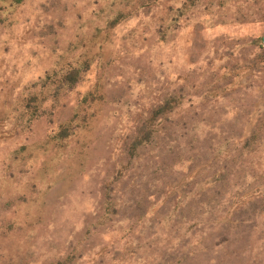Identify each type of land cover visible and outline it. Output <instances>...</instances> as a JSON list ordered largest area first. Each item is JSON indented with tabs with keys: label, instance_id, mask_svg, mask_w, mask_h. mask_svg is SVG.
<instances>
[{
	"label": "rangeland",
	"instance_id": "374dc122",
	"mask_svg": "<svg viewBox=\"0 0 264 264\" xmlns=\"http://www.w3.org/2000/svg\"><path fill=\"white\" fill-rule=\"evenodd\" d=\"M264 0H0V264H263Z\"/></svg>",
	"mask_w": 264,
	"mask_h": 264
},
{
	"label": "crops",
	"instance_id": "0c3cea01",
	"mask_svg": "<svg viewBox=\"0 0 264 264\" xmlns=\"http://www.w3.org/2000/svg\"><path fill=\"white\" fill-rule=\"evenodd\" d=\"M263 264H264V256H263Z\"/></svg>",
	"mask_w": 264,
	"mask_h": 264
}]
</instances>
